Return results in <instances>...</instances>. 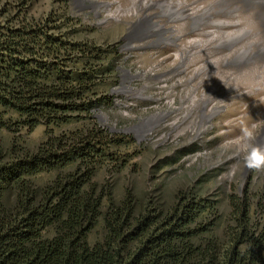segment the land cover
<instances>
[{"label":"trees","instance_id":"trees-1","mask_svg":"<svg viewBox=\"0 0 264 264\" xmlns=\"http://www.w3.org/2000/svg\"><path fill=\"white\" fill-rule=\"evenodd\" d=\"M36 1L0 0V264H264V193L231 198L217 236L216 205L192 189L141 205L96 180L131 159L96 118L113 107L114 49L81 39L70 7L36 15ZM39 127L38 145L16 141Z\"/></svg>","mask_w":264,"mask_h":264},{"label":"rangeland","instance_id":"rangeland-1","mask_svg":"<svg viewBox=\"0 0 264 264\" xmlns=\"http://www.w3.org/2000/svg\"><path fill=\"white\" fill-rule=\"evenodd\" d=\"M142 1L37 0L33 12L68 6L81 39L114 49L113 107L96 118L126 138L130 144L119 149L131 159L118 169L103 166L96 180L116 198L131 190L141 205L170 206L177 193L192 189L216 205L212 234L221 236L232 223L231 198L264 193V62L253 60L264 56L257 22L264 15L257 5L223 12L217 4L225 0H151L148 9ZM45 134L39 127L16 141L36 146ZM9 140L0 131V142ZM253 153L260 159L252 163Z\"/></svg>","mask_w":264,"mask_h":264},{"label":"bare ground","instance_id":"bare-ground-1","mask_svg":"<svg viewBox=\"0 0 264 264\" xmlns=\"http://www.w3.org/2000/svg\"><path fill=\"white\" fill-rule=\"evenodd\" d=\"M137 1H140V0H137ZM141 3L145 9H148L153 4L151 0L142 1ZM254 5H257L258 7L256 8L257 14L264 15V0H225L223 3L217 4L218 7H223L221 11L224 12L226 10H231L235 14H238L245 10L254 8L255 7ZM232 6L233 8L230 9ZM257 22L259 26H261L262 28L264 27V20L262 18H259ZM247 34H249V32L247 31L243 33L244 36H246ZM259 50L260 52H264V46L261 45V47H259ZM253 60L258 61V62H264V56L262 55L256 56L253 58ZM246 61L247 60H239V61H236V63L240 64V62H246ZM251 157L253 158V155ZM254 160L255 159L253 158L251 162L253 163Z\"/></svg>","mask_w":264,"mask_h":264},{"label":"snow or ice","instance_id":"snow-or-ice-1","mask_svg":"<svg viewBox=\"0 0 264 264\" xmlns=\"http://www.w3.org/2000/svg\"><path fill=\"white\" fill-rule=\"evenodd\" d=\"M253 158L254 159H260V157H257L255 153L253 154Z\"/></svg>","mask_w":264,"mask_h":264}]
</instances>
